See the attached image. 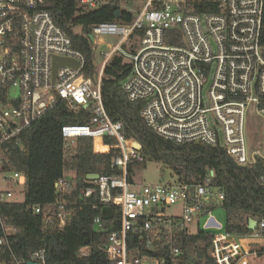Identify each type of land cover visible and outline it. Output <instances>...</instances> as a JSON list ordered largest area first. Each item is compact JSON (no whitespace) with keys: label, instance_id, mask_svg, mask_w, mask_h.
<instances>
[{"label":"built area","instance_id":"1","mask_svg":"<svg viewBox=\"0 0 264 264\" xmlns=\"http://www.w3.org/2000/svg\"><path fill=\"white\" fill-rule=\"evenodd\" d=\"M51 1L0 0V246L8 245L16 233L1 206L22 202L27 184L26 176L14 170L12 156L24 153L23 132L64 103L91 116L89 124L62 126L66 151L80 138H92L96 153L98 140L108 153L115 150L111 165L120 174L100 175L81 190L85 198L98 194L102 204L120 210V228L103 246L109 264H183L178 233L194 235V223L196 234L213 235L209 253L215 264H264V220L249 235L227 233L210 211L222 208L225 200L210 179L198 186L178 179L143 186L130 181V165L145 158L137 141L127 138L123 123L109 116L101 86L106 64L119 52L131 61L123 90L131 102L143 103L141 116L158 136L176 145L221 147L238 165H254L264 159L260 151H251L248 137L253 105L255 115L264 119V0H205L214 12L197 11L195 5L204 0H144L145 8L132 24L92 27L94 38H120L93 78L85 76L86 60L73 48L72 37L55 23L48 9ZM108 3L80 0L89 10ZM138 31L143 33L140 47L127 53L122 46ZM171 31L180 33L182 45L167 43ZM56 58L72 60L78 67L62 66L54 78ZM105 138L115 139L116 145H105ZM72 180L64 176L56 182V204L34 208L47 224L65 227V197L73 190ZM177 206L176 214L167 213ZM212 219L221 227L211 226ZM95 223L102 228L100 218ZM87 253L88 247L81 250ZM30 262L47 264L45 253L34 252L17 264Z\"/></svg>","mask_w":264,"mask_h":264},{"label":"trees","instance_id":"2","mask_svg":"<svg viewBox=\"0 0 264 264\" xmlns=\"http://www.w3.org/2000/svg\"><path fill=\"white\" fill-rule=\"evenodd\" d=\"M108 1L94 10L83 8L80 0H52L48 6L55 23L72 37L73 48L83 54L87 78L97 75L94 43L89 37L92 27L102 23L132 24L136 18L121 7L122 0ZM195 7L198 12L215 11L205 0ZM142 34L138 31L134 36L141 39ZM169 34L172 38H167L168 44L182 45L179 32H168L167 37ZM130 71L131 63L120 54L114 55L104 68L101 83L109 116L114 122L123 123L127 138L135 139L142 146L145 161L130 165V181L134 182L136 166L147 161L172 169L180 182L192 186L210 179L225 195L222 210L227 233L251 234L249 221L264 220V159L259 158L252 166H240L221 147L202 142L176 145L161 138L143 120V103L131 102L123 90L122 83ZM90 121L88 110L72 111L61 103L23 132L24 153L19 158L13 154L12 164L15 171L26 176L27 184L22 202L1 206V214L16 233L8 245L0 246V264L27 262L38 251L45 253L47 264H109L103 246L120 228V210L102 204L98 194L85 198L81 190L93 185V181L87 178L89 174H120L111 165L115 150L110 153H107L108 149L100 151L97 141L96 149L100 153H96L92 138H80L72 150L66 151L60 132L64 125H85ZM250 127H253L251 123L248 130ZM116 142L110 138L104 140L105 145H116ZM69 174L74 175V187L65 197L66 225L60 229L56 222L47 224L34 208L56 204L59 197L55 184ZM215 210L214 207L210 209ZM97 218L102 221L101 229L95 223ZM178 236L184 253L183 264H215L209 253V240L213 235L203 232L191 235L181 231ZM3 237L0 226V239ZM85 247H88V253L82 255L81 250Z\"/></svg>","mask_w":264,"mask_h":264},{"label":"rangeland","instance_id":"3","mask_svg":"<svg viewBox=\"0 0 264 264\" xmlns=\"http://www.w3.org/2000/svg\"><path fill=\"white\" fill-rule=\"evenodd\" d=\"M121 7L125 10L132 12L135 16L145 8L144 0H122ZM80 32V28L77 29ZM94 43V64L97 68V74L101 71L104 63L106 61V55L110 53L114 46L119 43L120 38L114 35L103 36L101 38L95 37ZM140 47V38L133 36L130 38L123 46L122 49L127 53H132L133 50H137ZM119 55L120 53L116 52L114 55ZM126 62L130 63V59L125 57ZM256 108L253 105L250 108L248 122L253 125L249 128L248 137L251 151H260L264 155V119L258 118L256 115ZM263 121V123H262ZM249 126V124H248ZM254 129V130H253ZM253 136V137H252ZM108 153V152H107ZM73 174H69V177H73ZM177 176L174 174L173 170L167 167H164L162 164L147 161L146 164H139L135 168L134 182L136 185H156V184H167L170 182H175ZM23 200V196L19 198ZM179 206L172 207L167 210L168 214H176L179 211ZM215 217L222 223L225 224V212L222 208H217L214 211ZM203 223V220H202ZM190 231L193 234L198 232V226L196 223L191 224Z\"/></svg>","mask_w":264,"mask_h":264},{"label":"water","instance_id":"4","mask_svg":"<svg viewBox=\"0 0 264 264\" xmlns=\"http://www.w3.org/2000/svg\"><path fill=\"white\" fill-rule=\"evenodd\" d=\"M89 37H90V40L94 43L95 38H94L93 34H90ZM62 66H73V67L77 68L78 64L76 62L72 61V60L56 58L54 60V78L56 77V73H57L58 68H60ZM136 148L141 151L142 150L141 144H139L137 142L136 143ZM212 174H213V172H212ZM99 177H100L99 174H89L87 176V178L92 180V181L98 180ZM210 225L211 226H216V227H221V224L219 222H217L215 219H212L210 221ZM257 227H258V221L254 220V219H251L249 221L248 230L250 232H255L257 230ZM28 264H37V263L30 262Z\"/></svg>","mask_w":264,"mask_h":264},{"label":"bare ground","instance_id":"5","mask_svg":"<svg viewBox=\"0 0 264 264\" xmlns=\"http://www.w3.org/2000/svg\"><path fill=\"white\" fill-rule=\"evenodd\" d=\"M98 143H99V150H100V151H103L104 149H108L107 147L102 146L100 140H98ZM108 150H109V149H108Z\"/></svg>","mask_w":264,"mask_h":264},{"label":"crops","instance_id":"6","mask_svg":"<svg viewBox=\"0 0 264 264\" xmlns=\"http://www.w3.org/2000/svg\"><path fill=\"white\" fill-rule=\"evenodd\" d=\"M98 153H100V152H98ZM178 179V178H177Z\"/></svg>","mask_w":264,"mask_h":264}]
</instances>
